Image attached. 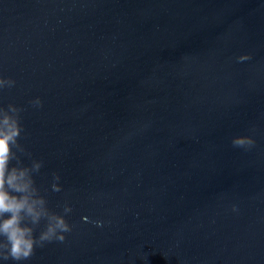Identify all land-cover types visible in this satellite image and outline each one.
<instances>
[{
    "label": "water",
    "instance_id": "water-1",
    "mask_svg": "<svg viewBox=\"0 0 264 264\" xmlns=\"http://www.w3.org/2000/svg\"><path fill=\"white\" fill-rule=\"evenodd\" d=\"M0 72L73 206L21 264H264V0H0Z\"/></svg>",
    "mask_w": 264,
    "mask_h": 264
},
{
    "label": "clouds",
    "instance_id": "clouds-1",
    "mask_svg": "<svg viewBox=\"0 0 264 264\" xmlns=\"http://www.w3.org/2000/svg\"><path fill=\"white\" fill-rule=\"evenodd\" d=\"M250 58L251 53L237 57L239 61ZM16 83L13 77L0 72V91L14 87ZM29 104L42 107L43 100L35 96ZM23 110L24 106L14 102L7 105L0 103V264H7L8 261L21 264L34 254L37 246L43 248L52 241L63 242L67 233L73 230L68 220L72 204L65 199L62 211L53 210L36 184L34 173L40 171L44 161L33 158L30 164H25L18 154L26 151L19 140L24 129L21 123ZM232 144L251 148L256 139L253 135H236ZM14 159L16 163H12ZM60 180L59 172H54L51 182L53 191L63 189ZM90 198L95 199L94 196ZM231 210L238 212L239 206L232 204ZM83 219L87 221L89 217L84 216ZM42 220L45 221L44 227L37 234V226ZM93 223L103 226L104 221L96 219Z\"/></svg>",
    "mask_w": 264,
    "mask_h": 264
}]
</instances>
